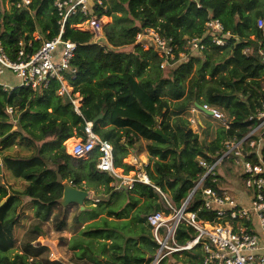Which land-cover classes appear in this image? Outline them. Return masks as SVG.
Wrapping results in <instances>:
<instances>
[{"label": "trees", "instance_id": "obj_1", "mask_svg": "<svg viewBox=\"0 0 264 264\" xmlns=\"http://www.w3.org/2000/svg\"><path fill=\"white\" fill-rule=\"evenodd\" d=\"M54 2L30 0L24 7L20 0H0V42L9 58L15 59L19 43L26 53L35 52L43 41L55 39L62 30V41L76 45L70 61L75 75L65 73L64 79L73 93L82 97L79 116L69 99L58 94L60 83L56 80L47 89L39 88L36 92L17 87L5 93L0 88V140L9 134L0 141V150L16 147L30 153L27 156L1 154L0 264H62L47 258L43 261L48 247L32 244L42 224L51 219L58 207L57 200L62 193V187L56 182L58 175L78 189H83L82 182H85L88 187H103L105 195H116L118 180L96 170L97 152L87 160L65 153L64 142L81 136L84 121L92 122L102 115L93 123V132L112 145L114 167L126 173L133 167L123 160L129 155L138 156L142 151L136 152L135 148L140 140L146 141L144 151L150 162L144 172L154 186L179 206L197 176L203 173L198 158L210 164L215 162L221 156V143L234 135L245 134L247 118L264 102V63L259 53L264 45V0H100L101 4L92 2L88 15L98 19L108 17L111 22L102 27L98 38L75 28L88 19L80 11L68 17L61 27L62 17ZM259 19L263 21V28L257 26ZM210 20L219 21L223 30L206 27ZM146 29L172 40L176 61L185 54L188 62H182L171 79H161L162 59L156 48L150 46L144 50L135 42L136 35ZM193 38L198 39L201 49H185L186 42ZM214 39L223 41V45L215 44ZM61 50L59 46L54 56L59 57ZM194 101L217 107L232 119L230 128H213L207 120L199 136L192 134L187 110ZM7 108L13 110L15 126ZM157 128L167 141L155 134ZM3 169L25 182L22 193L8 192L2 182ZM220 186L221 183L210 181L205 184L217 191ZM126 193L130 200L128 213L133 212L128 221L129 214L123 216L108 208V201L106 211L102 208L100 212L86 215L87 209L78 210L73 219L78 227L88 222L85 219L93 220L101 214L121 221L101 218L85 225L80 237H73L69 243L74 252V258L70 257L73 264H149L152 261L157 245L146 224L147 217L162 211V207L149 186L134 184L126 188ZM19 194L35 209V222L29 228L27 242L21 245V254L16 255L17 262L10 263L8 253L19 244L14 230L24 218V207L19 215L16 213ZM200 206L198 195L189 210L197 211ZM198 214L208 221L214 217V212L204 209ZM66 226L63 219L55 224V229L62 232ZM126 228L134 234L124 233ZM194 237L193 229L184 224L178 226L177 245L183 246ZM91 238L103 241L98 243L97 250L92 249ZM169 257L178 260L173 264H201L202 250L196 246Z\"/></svg>", "mask_w": 264, "mask_h": 264}, {"label": "built area", "instance_id": "obj_2", "mask_svg": "<svg viewBox=\"0 0 264 264\" xmlns=\"http://www.w3.org/2000/svg\"><path fill=\"white\" fill-rule=\"evenodd\" d=\"M20 1L24 7L30 4V0ZM92 2L101 4L100 0H55L54 7L62 17L61 27L68 17L80 11L88 17L84 22L88 27L87 31L98 38L103 24L101 19L88 15ZM16 6L19 7L20 4ZM205 25L219 32L223 30L217 20H210ZM257 26L263 28L261 19L257 21ZM61 33L62 30L55 39L43 41L35 52L26 53L22 43H19L20 49L15 59L9 58L0 42V88L5 93L17 87L36 92L39 88L47 89L51 81L56 80L60 83L58 94L69 99L74 112L81 116L79 109L82 97L78 93H73V89L64 79L65 73L75 75V70L70 67V61L76 45L70 41H62ZM135 42L141 44L144 50H148L150 46L156 48L158 56L162 59L159 66L161 70L187 59L182 53L176 61L174 52L176 47L172 45V40L160 36L153 29L138 33ZM214 43L223 45V41L219 39H214ZM59 46L62 50L56 60L54 53ZM28 47H31V44H28ZM201 48L196 38L186 42L185 49ZM247 52L246 50L244 54ZM259 53L264 63V45ZM3 77L5 80L2 79ZM8 78L17 79V84L12 85ZM199 105L201 108L192 105L187 110L188 128L192 134L199 136L202 133L205 129V120L217 123L224 130L230 128L232 119L217 107L205 103ZM7 113L12 118V108H7ZM247 121L249 124L245 134L240 137L234 135L221 143V156L215 162L210 164L198 158V165L203 169V173L197 176L193 188L179 206L175 205L167 193L150 182L144 172L147 163H138L136 157L130 156L129 162L126 163L133 169L136 167V173L131 177L118 174V168L113 164V147L93 132V122L84 121L81 136L78 139L72 137L63 145L65 153L76 159L87 160L93 152H97L96 170L113 176L120 186L126 185L132 188L134 184H141L154 190L162 211L147 217L146 224L151 231L152 240L157 245L155 255L149 264H160L172 254L196 246H200L202 250L201 264H264V102L256 113L247 118ZM224 162L227 167L230 163L229 168L234 172L233 176L228 174L232 178L228 183L231 191L224 187L216 172ZM208 181L212 184L221 183L222 186L219 191L205 187ZM198 195L201 206L197 211H190L189 208ZM238 195H241V199ZM201 209L214 212L213 220L201 218L198 214ZM181 224L195 232V237L183 246L177 245L175 241L176 230Z\"/></svg>", "mask_w": 264, "mask_h": 264}, {"label": "rangeland", "instance_id": "obj_3", "mask_svg": "<svg viewBox=\"0 0 264 264\" xmlns=\"http://www.w3.org/2000/svg\"><path fill=\"white\" fill-rule=\"evenodd\" d=\"M6 6L8 5V3H5ZM102 26H105L107 24H109L111 22V19L108 17H102ZM76 29H80V31H87L88 27L86 24H82V25H78L75 27ZM34 38L37 40L38 39V35L35 33L34 34ZM170 68V67H169ZM165 70V69H164ZM163 71V70H162ZM168 75V74H167ZM262 87L264 88V78L262 79ZM71 88V87H70ZM188 114V113H187ZM188 116V115H187ZM11 123L15 126L16 120H14L13 118L10 119ZM206 122H204V127L206 128ZM211 123V126L213 128L218 127L217 123ZM15 129V127H13ZM75 139H78L77 136L73 137ZM122 141V140H121ZM147 144L146 141L144 140H140V142L137 145L136 152L137 151H142L140 152V154L138 156H134V155H129L127 156L124 160L123 163H127L130 160V156L136 157L138 163H147L149 164L150 159L148 157V155L145 153V145ZM71 145V142L68 144V146ZM1 154L2 155H13V156H27L30 153L26 152L25 150H18L16 147L12 148V149H7L4 150L3 152H1L0 150V158H1ZM86 160V159H84ZM1 164V163H0ZM230 163H228V167L226 166V162H224L222 164V166L218 167L217 169V174L218 177H220V179L222 180V182L224 183V187L229 188L228 183L231 182L232 178L230 176H233L234 172L231 171V168H229ZM2 167V166H1ZM117 173L118 174H123L126 177H131L134 173H136V167L133 169V171H129L128 173H126L124 171V169H117ZM228 174L230 176H228ZM230 177V178H229ZM2 182L8 187V192L12 193L13 191L15 192H19L22 193L24 191V186H25V182L22 179H18L16 177L13 176V174L11 173V171L7 170V169H3V180ZM120 183H116V190L117 193L116 195H111V194H104V188L101 186H97L96 188L93 187H88L87 184L85 182H82V190H86L90 192V199L86 200L84 203L85 206V210L87 209L86 215L91 214L94 211H98L100 212L102 208L105 209L106 211V202L108 201L109 205L108 208L114 210L115 212H121L123 214V216L128 215V218L126 221H128L131 216H132V210L129 212V196L126 193V188L127 186L125 185H121L118 187ZM112 186V185H111ZM94 189V191H93ZM229 190L231 191V189L229 188ZM28 200H26L23 196H21V194H19L18 196V206L16 209V213H18V215L21 213V209L24 207L23 212H24V216L20 215V217H24L22 218V220H20V222L16 225L14 233H15V237L17 238V240L19 241V244L17 245V247L8 253V257L10 260V263L13 262H17L16 260V255L17 254H21L22 250H21V245L25 242H27V234L29 231V228L33 225L34 221V212L35 209L30 208V204H28ZM143 200L141 199V202L139 203V206L142 204ZM27 206V207H25ZM79 208L77 205H71L68 208H61V207H57L54 211H53V215L51 217V219L42 224V229L39 232V236L37 237V239L32 243L33 245H37L38 246H46L48 247V252L43 254L42 259L43 261H45V259H49L50 261H60L62 264H73V262H71L70 257H72L74 255V252L70 250L69 247V243L70 240L73 239V237H80V232L82 231L83 227H85V225L95 222V221H99L101 218H106L110 221H116V222H120L121 220H116L114 217H107L106 214H101L99 216H97L96 219L93 220H89V219H85L86 223L82 224L81 226L78 227V225H75L73 223V219L74 216L76 215V213L78 212ZM103 210V209H102ZM65 220L66 221V228L64 231L62 232H57L55 229V224L58 223L61 220ZM124 233L126 234H130L131 236L134 234L131 229L126 228L123 230ZM125 236V235H124ZM89 242L91 244L92 249L97 250V248H99V242H103L102 240H96L94 238L89 239ZM100 257V260L104 261V258ZM74 258V257H72ZM178 260H174L171 257L167 258L165 260L164 264H173L176 263ZM102 264H106L105 262H103ZM178 264H181V262H179Z\"/></svg>", "mask_w": 264, "mask_h": 264}, {"label": "water", "instance_id": "obj_4", "mask_svg": "<svg viewBox=\"0 0 264 264\" xmlns=\"http://www.w3.org/2000/svg\"><path fill=\"white\" fill-rule=\"evenodd\" d=\"M182 62H188L187 59L183 61H178L174 63L170 68H166L165 70L162 71V76L161 79L167 80L171 79L174 76V73L176 69L182 64ZM168 74V75H167ZM194 106L201 108L199 103L194 101L193 103ZM27 113L29 110L26 111ZM207 115H210L209 112H206ZM102 115H99L96 117L92 122L96 123L98 119H100ZM155 134L162 137L165 141L168 140L166 136L161 132L159 128L155 129ZM9 134L5 135L0 141H3L8 137ZM2 173V167L0 164V175ZM57 184H59L62 187V193L60 198L57 200V204L61 208H68L71 205H77L79 208V212H83L85 210L84 203L86 200L90 199V192L82 189L76 188L71 182L64 181L61 176H57ZM120 186V185H119ZM118 186V187H119ZM3 202L0 203V205ZM59 261V260H58Z\"/></svg>", "mask_w": 264, "mask_h": 264}, {"label": "crops", "instance_id": "obj_5", "mask_svg": "<svg viewBox=\"0 0 264 264\" xmlns=\"http://www.w3.org/2000/svg\"><path fill=\"white\" fill-rule=\"evenodd\" d=\"M56 60H58V57H56ZM12 85L17 84V79L15 78H8L7 79ZM238 197L241 199V195H238Z\"/></svg>", "mask_w": 264, "mask_h": 264}, {"label": "bare ground", "instance_id": "obj_6", "mask_svg": "<svg viewBox=\"0 0 264 264\" xmlns=\"http://www.w3.org/2000/svg\"><path fill=\"white\" fill-rule=\"evenodd\" d=\"M68 148L70 149V146H68ZM118 171V170H117Z\"/></svg>", "mask_w": 264, "mask_h": 264}]
</instances>
